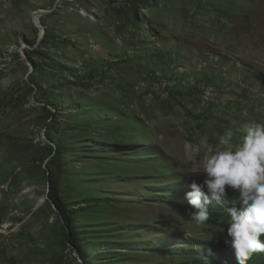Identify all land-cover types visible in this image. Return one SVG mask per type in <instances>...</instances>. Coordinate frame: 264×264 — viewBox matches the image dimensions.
Here are the masks:
<instances>
[{
    "label": "rangeland",
    "instance_id": "obj_1",
    "mask_svg": "<svg viewBox=\"0 0 264 264\" xmlns=\"http://www.w3.org/2000/svg\"><path fill=\"white\" fill-rule=\"evenodd\" d=\"M135 1L0 0V264H83L52 178L86 264H186L212 234L173 196L205 137L264 122V0Z\"/></svg>",
    "mask_w": 264,
    "mask_h": 264
},
{
    "label": "clouds",
    "instance_id": "obj_2",
    "mask_svg": "<svg viewBox=\"0 0 264 264\" xmlns=\"http://www.w3.org/2000/svg\"><path fill=\"white\" fill-rule=\"evenodd\" d=\"M239 131L242 135L234 143L236 130L227 129L219 140L222 148L210 145L207 137L201 141L207 154L203 183L193 181L185 198L196 210L189 216L198 225L209 220L210 205H225L232 217L225 243L238 264H247L253 254L264 253V122L249 123ZM229 190L239 194V206L228 200Z\"/></svg>",
    "mask_w": 264,
    "mask_h": 264
},
{
    "label": "trees",
    "instance_id": "obj_3",
    "mask_svg": "<svg viewBox=\"0 0 264 264\" xmlns=\"http://www.w3.org/2000/svg\"><path fill=\"white\" fill-rule=\"evenodd\" d=\"M128 3L131 6V9L137 8V3L135 0H127ZM57 39V37L53 34L45 33L44 39L41 44L45 45L50 40ZM32 55H39L41 54L40 50H34L31 51ZM53 67L58 69H63V67L58 63L57 61L47 60ZM93 71L92 73H94ZM74 73V71H73ZM91 73L86 75V77L90 76ZM33 84L37 85L33 81ZM41 95L44 97V107H54L53 101L50 99V95L48 91L45 89L40 88ZM46 109V108H44ZM47 111V110H46ZM47 117L48 119L52 120L53 124H48L46 126L47 128V137L51 141L52 145H49L46 147V150L48 152V158H51L52 156H57V159L60 161L61 168L63 166L62 158L60 157L63 153L68 152L67 147H63V145L59 146L58 144H55L52 140L51 132L53 129H55V126L57 125L56 121V114L47 111ZM54 175L53 173H51ZM52 182V189H51V198L54 200V203H56V206L58 207L61 215V219L63 222V225L65 229H67V232L69 231L68 236V245L70 244L73 249H75L79 256L81 257L83 264H86V259L81 254L80 250V233L77 230L73 229V221L74 218H76L74 212H75V206L73 208V211H70L71 207L66 206L63 203H61L60 199L56 195V189L53 188L54 186V179H50ZM233 196H239L237 194H234L232 196L228 195V200L236 202L237 206H239V197L236 199ZM176 199L174 202H172V205L175 207L176 210L181 212L184 215L185 219H189V213L196 211L188 202V200L185 198V195H179L178 192L175 191L174 196ZM77 204L76 206H78ZM230 206V205H229ZM209 213L210 218L209 220L203 224L199 225L201 227V230L207 229L208 232L212 233L209 237H206L205 240L203 239L198 245V249L201 251V255H197L193 258L188 259V263L186 264H238V261L235 256L234 250L231 248L230 245L225 243V240L228 239L227 237V227L229 225V221H231L232 217L230 214H228L225 211V205L223 204H212L209 206ZM206 232V231H203ZM183 261H187L185 259H180L176 261V264H185ZM173 262V260H172ZM247 264H264V253H255L250 258V260L247 262Z\"/></svg>",
    "mask_w": 264,
    "mask_h": 264
},
{
    "label": "water",
    "instance_id": "obj_4",
    "mask_svg": "<svg viewBox=\"0 0 264 264\" xmlns=\"http://www.w3.org/2000/svg\"><path fill=\"white\" fill-rule=\"evenodd\" d=\"M44 35H45V31H43L42 38L44 37Z\"/></svg>",
    "mask_w": 264,
    "mask_h": 264
}]
</instances>
